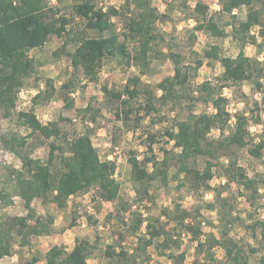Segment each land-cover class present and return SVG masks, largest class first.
<instances>
[{"label":"trees","instance_id":"16d2710c","mask_svg":"<svg viewBox=\"0 0 264 264\" xmlns=\"http://www.w3.org/2000/svg\"><path fill=\"white\" fill-rule=\"evenodd\" d=\"M217 3L220 11L231 16L228 24L231 25V36L239 43V49L234 57L221 55L219 47L215 44L203 51L204 58L218 61L223 68L217 78L220 82L219 87L215 88L205 81L200 87V91L205 92V95L196 98L211 103L215 111L213 113L190 111L185 118L176 120L174 132L170 129L165 130V135L173 140V148H162L161 159L158 160L154 154H149L139 160L132 151L127 161L131 165L133 180L143 186L138 190L139 193L142 192L140 199L147 196L149 183L155 179L166 184L171 161L176 164L178 174H185L192 191L197 192L200 189L213 191V201L207 202L206 207L216 210L218 223L217 225L211 221L207 223L211 229H218L217 234L213 230L208 232L203 230L199 208L195 214H191L177 204L172 210L173 218H169L176 220L177 225L196 241L195 259L192 264H218L219 260L213 251L215 247L223 249L224 263L249 264V253L256 249L247 246L245 248L229 233L235 222L240 221L248 228L252 237L258 235L260 241L264 242V218H255L245 224L242 218L233 214L234 203L230 202L227 196H222L217 187H212L210 179L214 175L213 167L218 165L216 159L219 153L230 146L245 147L252 144L248 148L249 153L257 158L263 155L264 128L256 142L248 128V122L252 120L255 124H260L263 120L264 59L246 55L244 46L250 43L258 47L260 45L258 37L264 40V0H217ZM257 3L261 6L257 7ZM241 7H245L246 10L244 19H238L235 14ZM210 9L209 4L201 0L194 3L192 7L193 14L196 15L194 29L207 30L215 37L227 36L225 28L215 21ZM73 12L83 20V29L79 32L67 29L69 18L65 14H58L46 0H0V111L5 118L13 115L20 89L25 80L35 72L34 60L29 56V51L42 47L51 35L58 37L65 35L61 47L53 53L57 55L71 43L73 50L65 51L71 66L79 69L85 78L90 80L96 79L105 57H114L119 63L124 61L127 66L133 61L140 69H147L152 53L156 51L155 46L160 41H165L163 36L156 33L155 24L159 19L165 20L167 15L160 14L153 6L152 0H129L121 8L109 6L105 10L98 8L92 0H75ZM112 16L123 17L122 40H119V34L111 20ZM254 27L258 29L256 33L252 32ZM86 30L96 31L98 35L88 36ZM128 39L136 45L133 54L128 50ZM163 55L172 62L173 74L156 83L155 87L160 94H156L153 88L144 86L137 75L129 76L122 90L109 89L107 85H103L105 95L119 100L120 106L116 108L115 114L122 117L124 122L133 110L129 100L139 93L144 94L145 101L140 103L136 110L143 109L146 114L156 109L155 100L163 104L188 95L186 85L190 72L198 69L203 60L197 59L195 66L192 67L183 61L184 57L179 52L171 48ZM242 82H249L252 90L262 95L259 100H254L253 108L249 112L240 110L235 114L233 130L223 135L224 127L231 115L225 109L228 98L218 91L224 86H239ZM61 87L71 93L74 90V82L69 79L63 82ZM40 95L39 91L34 97ZM50 95L51 93L48 94ZM242 97H245L243 93ZM85 110L91 111L90 117L94 120L97 113L95 108L86 105ZM16 117L20 124L36 133L38 137L52 140L49 142L48 156L43 161L30 156L26 148L27 136L15 132L2 136V146L18 156L21 167H9L5 178L2 176L0 203L6 206L12 203L13 196H18L23 200L27 211L24 215L6 218L0 215V259L14 253V243L18 242L19 246H25L31 242L32 236L52 232L53 217L43 219L37 216L31 206L34 198H40L43 202H53L57 207L63 208L70 196L88 191L90 188L95 189L102 203L114 202L119 194V183L114 178L115 161L100 158L89 132L78 134L68 140L65 137L60 138L61 129L57 121L44 123L32 110L16 111ZM140 119L141 117H137L135 124ZM214 128L220 130L222 137L209 136ZM147 139L148 150L152 151L151 145L155 141V135L150 134ZM175 148L178 151L175 152ZM56 151L60 153L61 167L53 171L52 164L56 158ZM194 156L204 158L202 169L190 165V160ZM147 163L151 164V170L147 169ZM221 168V175L226 179L225 185L234 183L241 187L243 189L241 194L253 205L258 195V180L248 176L236 158H230L227 164L221 165ZM132 215L129 229L136 234L145 219L138 213ZM159 218H148L145 233L137 237L136 249L145 253L146 248L153 245L157 254L169 258L171 264H184L183 251L178 253L170 251L173 247H179L180 233L167 230ZM94 247L95 245L84 238H75L70 250L55 243L45 251L44 264H88V254ZM106 254L109 257L113 256L114 247L108 246ZM116 254L125 256L127 253L120 248ZM39 259L38 256L32 255L25 264H34ZM258 264H264V253L259 257Z\"/></svg>","mask_w":264,"mask_h":264},{"label":"rangeland","instance_id":"374dc122","mask_svg":"<svg viewBox=\"0 0 264 264\" xmlns=\"http://www.w3.org/2000/svg\"><path fill=\"white\" fill-rule=\"evenodd\" d=\"M48 5L57 10L58 14H65L69 18L67 29L79 32L83 29V20L74 14L73 4L75 0H46ZM129 0H92L101 8L103 5L108 8L114 6L121 8ZM197 0H152V4L160 14H166L165 20H157L155 24L156 33L165 38L156 46V51L152 53V59L147 69L142 70L131 61L127 66L124 61L119 63L114 57H105L102 65L98 69L96 79L85 78L84 74L71 66L69 57L65 51H72L73 45L68 43L65 50H61L55 55L54 50L61 47L65 35L58 37L51 35L46 43L40 48L29 51V56L34 60L35 72L25 80L23 87L18 93L16 108L10 118H5L0 111V181L5 178V173L9 167L20 168L21 161L12 152L2 146V136H7L9 132H15L27 136L26 148L30 156L45 161L48 156L49 142L52 138L45 139L38 137L29 128L20 124L16 111L32 110L42 122L57 121L61 129V137L70 140L78 134L89 132L93 145L102 160L107 155L113 156L116 164L114 174L115 180L119 183V194L114 202L102 203L97 197L94 188L88 191L72 195L68 198L66 206L59 208L53 202H43L40 198H34L31 206L37 216L43 219L48 216L53 217L52 232L32 236L31 242L25 246L14 243V253L0 259V264H25L32 256L36 255L41 260L36 264H44V253L53 244L64 245L70 250L75 242V238L87 239L95 245L90 249L87 257L88 264H171L169 258L158 255L154 246H148L145 253L136 249L137 237L143 235L146 230L148 218L160 217V223L169 231L180 233L179 247L171 248V252L183 251L185 254L184 264H192L195 259L196 241L191 239V235L180 225H177L173 218L172 210L178 204L180 208L195 214L196 209H200L202 228L205 232L213 230L218 233L217 228H210L208 221L217 225V212L215 209L206 207V203L213 201L212 190L192 191L184 173H177V166L174 161L170 162L167 182L163 184L155 179L148 186V194L140 199L142 185L134 181L131 176V165L127 161L128 155L133 151L139 160L144 156L154 154L159 160L162 158V148H173V140L165 135V130H176L175 122L185 118L188 112L194 113L215 111L211 103L196 99L205 95L200 91L203 82H209L211 86L218 88L220 82L217 81L223 68L216 60L203 57L204 49L211 45H217L221 55L234 57L239 49V43L231 36V25L228 24L231 16L217 9L216 0H201L210 6L211 13L215 21L225 28L227 36L215 37L207 30H196L195 18L192 7ZM257 7L261 4L257 3ZM132 8V5H131ZM245 7L235 11L238 19H244ZM112 22L119 40L123 39V17L112 16ZM257 27L252 28V32H257ZM86 35L97 36L93 30H86ZM72 34V33H71ZM258 47L247 43L244 52L248 56L264 59V40L258 37ZM134 42L128 39L127 47L131 54L134 53ZM179 52L184 58L183 61L195 66L197 59H202V65L191 70L187 83L186 97L170 100L160 104L155 100L156 109L146 114L143 109L137 111L140 103H144L145 96L139 93L129 100L132 112L124 122L122 117L115 114V110L120 106L117 98L107 96L103 92V85L109 89L122 90L129 76L137 75L141 78L144 86L153 88L156 94V83L166 76L173 74V64L169 58L163 54L170 49ZM72 79L74 90L71 93L62 88L61 84ZM40 91L39 97H34ZM218 92L228 98L225 109L231 117L242 110L249 112L253 108L254 100H259L262 93L253 91L249 82H242L239 86H224ZM51 93L50 96L48 94ZM242 93L245 97H242ZM193 96V98H192ZM124 97V96H122ZM86 105H91L97 113L95 119L90 117L91 111L85 110ZM141 117L135 124V119ZM231 120V118H230ZM234 122L228 121L224 127L223 135L229 134L234 128ZM251 135L257 142L260 138L262 128H264V116L260 124H255L252 120L248 122ZM154 134L155 141L152 143V151L148 150V135ZM210 137L219 138L220 130L214 128L210 131ZM59 138V139H60ZM114 145H119L122 149L121 157L118 158L113 152ZM230 146L225 151L219 153L216 159L218 165L213 167L214 175L210 179L212 187H217L224 197H228L234 203V215H238L246 223H250L255 218H264V150L260 158L252 156L248 148ZM178 151L177 148L174 149ZM60 153L56 151V158L53 160L52 170H58L61 165L59 161ZM230 158H236L239 165L244 167L245 172L250 177L258 180V195L255 203L249 204L243 189L236 184L225 185V177L222 174L221 165L228 163ZM190 165L202 169L204 158L194 156L190 160ZM148 170L152 169L150 163L146 165ZM3 176V177H2ZM1 185V184H0ZM125 206V208H123ZM127 208V210H126ZM166 210V214H164ZM23 200L18 196L12 197V203L2 206L0 203V215L4 218L14 215H24L26 213ZM132 213L140 214L145 220L136 234H133L131 225ZM164 214V215H163ZM169 215V216H168ZM34 220H30L33 222ZM73 224V225H71ZM230 236L239 240L243 246L256 249L249 253V264H258L259 257L264 253V242L259 236L252 237L248 228L240 221H236L230 230ZM113 246L115 254L109 257L106 248ZM120 248L126 251L125 256L118 255ZM214 254L219 260L218 264L224 263V251L220 247L214 248Z\"/></svg>","mask_w":264,"mask_h":264},{"label":"built area","instance_id":"2783aa9c","mask_svg":"<svg viewBox=\"0 0 264 264\" xmlns=\"http://www.w3.org/2000/svg\"><path fill=\"white\" fill-rule=\"evenodd\" d=\"M218 7H217V9H219V5H218V3H217V0H216V3H215ZM103 10H105L106 9V6H102L101 7ZM231 120L234 122V117H231ZM231 120H229V122L231 121ZM113 147V152H114V154H116L117 156H118V158H120L121 157V151H122V149H121V147L119 146V145H114V146H112ZM138 159H139V157L138 156H136ZM106 159L107 160H113V161H115L114 160V158H113V156H111V155H107L106 156Z\"/></svg>","mask_w":264,"mask_h":264},{"label":"crops","instance_id":"0c3cea01","mask_svg":"<svg viewBox=\"0 0 264 264\" xmlns=\"http://www.w3.org/2000/svg\"><path fill=\"white\" fill-rule=\"evenodd\" d=\"M254 28H255V27H254ZM246 55H247V54H246ZM10 257H12V256H10ZM40 260H41V259H39L38 261H40ZM38 261H37V262H38ZM41 261H42V260H41ZM34 264H36V263H34Z\"/></svg>","mask_w":264,"mask_h":264}]
</instances>
